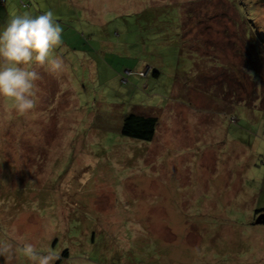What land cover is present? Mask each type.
Here are the masks:
<instances>
[{"label":"rangeland","instance_id":"374dc122","mask_svg":"<svg viewBox=\"0 0 264 264\" xmlns=\"http://www.w3.org/2000/svg\"><path fill=\"white\" fill-rule=\"evenodd\" d=\"M6 1L53 14L63 67L0 103V264H264V0Z\"/></svg>","mask_w":264,"mask_h":264},{"label":"clouds","instance_id":"9594fccd","mask_svg":"<svg viewBox=\"0 0 264 264\" xmlns=\"http://www.w3.org/2000/svg\"><path fill=\"white\" fill-rule=\"evenodd\" d=\"M61 33L51 12L16 14L0 24V103L8 111L23 115L35 108L39 79L35 66H45L53 74L62 70V60L51 55L61 44ZM10 247L0 246V253ZM18 251L33 264H51L54 258L52 252L41 254L26 242Z\"/></svg>","mask_w":264,"mask_h":264},{"label":"trees","instance_id":"16d2710c","mask_svg":"<svg viewBox=\"0 0 264 264\" xmlns=\"http://www.w3.org/2000/svg\"><path fill=\"white\" fill-rule=\"evenodd\" d=\"M6 1V0H5ZM7 2V1H6ZM25 4L24 1H22V4ZM6 4V3H5ZM4 4V6H5ZM3 6V7H4ZM26 6H29V3H26ZM168 6V5H167ZM169 6H171L173 8V6H176L175 3L170 4ZM184 4H182V10H184ZM150 13L153 11L156 13L157 11V7L155 6H150ZM1 9V7H0ZM186 9V8H185ZM181 10V14H185V12L182 13ZM148 13V12H147ZM140 15V14H139ZM142 16V15H141ZM154 14H152L151 17H153ZM181 23H182V19H181ZM155 76L158 74L157 72L153 73ZM157 118L153 117V116H144V115H139V114H129L127 116H125L124 120H123V127L121 129V134L123 136H128L130 138L136 139V140H142V141H150L154 138V134L157 128ZM261 212H264V208L258 209L256 212L257 214ZM262 218V217H261ZM63 255H67V251H65L63 253Z\"/></svg>","mask_w":264,"mask_h":264},{"label":"built area","instance_id":"2783aa9c","mask_svg":"<svg viewBox=\"0 0 264 264\" xmlns=\"http://www.w3.org/2000/svg\"><path fill=\"white\" fill-rule=\"evenodd\" d=\"M4 4H5V0H0V7L4 6ZM23 6H26V5L23 3ZM149 70H150V67L147 68V71H143L138 74L142 77H145L147 76V73L149 72ZM129 73H132V72H129Z\"/></svg>","mask_w":264,"mask_h":264},{"label":"water","instance_id":"95a60500","mask_svg":"<svg viewBox=\"0 0 264 264\" xmlns=\"http://www.w3.org/2000/svg\"><path fill=\"white\" fill-rule=\"evenodd\" d=\"M259 222H261V223H264V217H260L259 219H258V222L257 223H259Z\"/></svg>","mask_w":264,"mask_h":264},{"label":"crops","instance_id":"0c3cea01","mask_svg":"<svg viewBox=\"0 0 264 264\" xmlns=\"http://www.w3.org/2000/svg\"><path fill=\"white\" fill-rule=\"evenodd\" d=\"M9 17H10V14L8 13L6 19H9Z\"/></svg>","mask_w":264,"mask_h":264}]
</instances>
